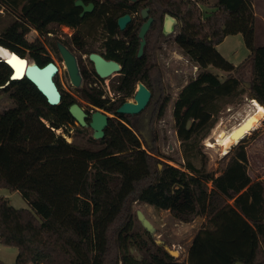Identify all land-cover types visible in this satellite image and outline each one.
Masks as SVG:
<instances>
[{"label": "trees", "instance_id": "obj_1", "mask_svg": "<svg viewBox=\"0 0 264 264\" xmlns=\"http://www.w3.org/2000/svg\"><path fill=\"white\" fill-rule=\"evenodd\" d=\"M5 1L19 5L16 0ZM107 1L110 5L97 15L105 16L108 23L135 10L117 0ZM199 1L146 0L153 7L154 21L146 33L145 49L141 56L136 51L123 55V73L112 81L114 99L90 86L88 78L78 86L82 99L110 115L103 138L89 135L93 146L68 141L53 129L84 133L90 127L79 125L71 115L69 107L77 98L61 88L56 76L62 99L51 105L26 76L11 79L9 65L0 58V85H4L0 88V188L19 190L30 206L16 208L0 196V242L18 249L13 264H235L239 260L264 264V180H253L249 174L246 139L230 150L217 175L207 168V160L197 166L193 159L202 154L200 142L211 120L233 98L247 90L264 105V44L256 43L254 0H215L214 10L206 16ZM80 9L75 0H27L20 5V18L1 30L0 44L24 56L29 50L34 62L43 66L53 59L44 53L39 38H26L29 24L40 33H53V25L79 24ZM167 14L179 26L175 42L200 68L174 102L181 167L161 158L152 126L169 100L154 50L166 35ZM121 32L127 33L131 44L139 38L131 26ZM236 33L242 34L250 51L239 64L217 48ZM52 47L56 48L55 42ZM248 61L251 79L245 88L239 72ZM210 66L226 72L225 78ZM138 81L151 90L149 103L136 114L118 113ZM2 97L9 103L3 104ZM134 202L168 210L185 223L206 216L212 227L193 238L187 262L178 261L161 241L151 235L144 238L135 228L139 218L132 209Z\"/></svg>", "mask_w": 264, "mask_h": 264}, {"label": "rangeland", "instance_id": "obj_2", "mask_svg": "<svg viewBox=\"0 0 264 264\" xmlns=\"http://www.w3.org/2000/svg\"><path fill=\"white\" fill-rule=\"evenodd\" d=\"M16 1L19 2L18 6H15L12 2L0 0V32L3 28L8 26L11 21L20 18V5L27 0ZM214 1L215 0L199 1L198 6L203 12V16H206L214 10ZM253 10L255 12L256 43L262 45L264 44V0H254ZM59 31V25H53V33L51 35L43 34L29 24V31L26 34V38L30 41L39 38L43 44L47 46L48 50L46 52L60 67L56 77L61 88L65 92L75 96L77 101L88 110L92 108L90 103L80 97V87H76L72 84L66 66L56 57L55 51L52 48L56 35L60 33ZM178 31V24H174V31L166 33L159 44L158 62L163 71L165 90L166 94L169 96V100L165 105L163 113L155 117L152 126L156 131L157 137L155 143L161 152V158L175 166L181 167L184 159L180 146L181 142L175 129L173 117L174 102L181 89L198 75L200 68L183 53L175 42ZM217 48L234 64H239L250 54L241 33L228 35L227 39L222 41ZM25 56L30 61L34 62V57L29 50H26ZM209 68L222 79L225 78L226 72L214 66H210ZM239 76L243 85L247 88L251 79L250 61L244 65L241 72H239ZM108 96L112 97L113 95L108 93ZM128 99H133V96ZM251 99L252 98L246 90L239 96L233 98L232 101L226 104L219 114L211 120L208 130L206 131V136L200 142L202 154H198L193 158L197 166H201L203 161L207 160V168L211 172L217 175L223 170L229 155H221V148L216 144L217 136L221 130L230 132L234 126L241 123L240 121H243L254 111ZM1 101L3 104L9 103V101L3 97ZM61 133L68 141L75 140L81 145L93 146L89 140V135L92 134V129L90 127H88V130L84 133H77L74 129L70 128L68 131L64 128ZM68 137H70V139H68ZM245 139L249 157L250 175L253 180H264V120L261 122V125L253 130ZM208 142L215 145L210 146ZM232 148H234V146ZM0 196L8 199L9 203L16 208H30L28 201L19 190L2 187L0 188ZM132 209L134 212L141 210L154 226V231L150 233L141 225L142 223H140V220V222L136 221L135 228L142 236L148 238V236L151 235L152 238L161 241L164 246L178 251V255L174 256L178 261L187 262L189 247L193 238L201 229L212 227V224L206 216H199L193 222L184 224L173 217L168 210H158L143 202H134ZM133 252L137 256L141 254V251L136 248L133 249ZM17 254L18 249L15 246L5 245L0 242V264H13L16 261Z\"/></svg>", "mask_w": 264, "mask_h": 264}, {"label": "water", "instance_id": "obj_3", "mask_svg": "<svg viewBox=\"0 0 264 264\" xmlns=\"http://www.w3.org/2000/svg\"><path fill=\"white\" fill-rule=\"evenodd\" d=\"M75 5L82 6L83 12L81 15H84L85 12H89L93 9V3L85 4L83 0H75ZM147 9L143 11V17L145 18ZM131 15L129 13L123 14L118 17V25L120 29H124L126 25L130 22ZM152 23V18H149L141 27L140 29V37H141V46L139 49L138 55L140 56L143 52V47L146 43L145 35ZM177 23V20L174 16L167 14L164 31L165 33L173 32L174 31V24ZM60 51L64 57V62L69 72V76L71 82L75 86H80L82 83V77L79 72L78 64L76 61V57L72 54L66 46L59 43L58 44ZM0 47L4 49L11 50V54L8 57L0 56L10 67L11 70V79H19L20 76L16 75V69L10 62V58L14 55L19 57L22 61L25 62L24 66V73L23 76H26L29 80H31L38 88V90L46 97L47 101L51 105H57L61 102L62 93L59 90L54 77L58 73V67L54 61H49L43 66L39 65L37 62L30 61L26 56L19 54L17 51L12 50L9 47H6L0 44ZM90 59L94 62L96 72L101 77H107L111 75L113 72H120L121 66L120 63L113 59H106L102 55L92 52L89 55ZM22 76V77H23ZM21 77V78H22ZM9 80L7 81V83ZM138 89L133 94V99H128L123 102L118 108V113H128V114H136L141 112L149 103L152 92L151 90L142 82L139 81L137 83ZM4 87V85H0V88ZM93 109L90 113L86 111V109L80 105L78 102H74L70 105L69 111L71 115L74 117L76 122L82 126H90L92 129V135L96 139L103 138L105 136V129L108 125L109 114L104 111L103 109L93 106ZM47 122V121H46ZM49 125V123L47 122ZM190 125V121L187 123ZM249 119L239 126L234 132L233 135H236L241 130H243L244 126L249 125ZM56 130L57 133H61L64 127L60 128H53ZM58 129H61L60 131ZM137 216L141 221L143 227L148 230L150 233L154 231V226L150 222V220L145 216V214L141 211H137ZM168 251L173 255L177 256L178 253L176 250H173L169 247H166ZM235 264H245L242 261H236Z\"/></svg>", "mask_w": 264, "mask_h": 264}, {"label": "flooded vegetation", "instance_id": "obj_4", "mask_svg": "<svg viewBox=\"0 0 264 264\" xmlns=\"http://www.w3.org/2000/svg\"><path fill=\"white\" fill-rule=\"evenodd\" d=\"M117 1L118 2H115V3L128 4L130 7L135 8V10L132 12L123 13V14L129 13L131 15V20L124 29H120L118 22H117L118 17L123 14L117 16L116 21H115L116 23L114 24H112L111 22L108 23L107 18L105 19V16L97 15V12L101 8H106L107 6L110 5L107 0H89L87 2L84 1L85 4L93 3L94 5L93 9L89 12H85L84 15H81V13L83 12V7L79 6L81 7L79 15L82 18V21L79 24H75V25H70L66 23L59 24L60 33L56 35V39H55L56 48L54 49L52 47L55 51L56 57L59 58V60H61L63 64L65 65L64 57L62 55V52L60 51L58 44L61 43L64 46H66V48L76 57L79 72L82 77V83L84 84L85 78H88L90 79V82H89L90 86H96L98 88H101L105 91L106 94L109 93L113 96H114V92L112 91V81L118 75L123 73V66H124L123 60H122L123 55L127 52H129L130 54H133L135 51H136V54L138 55L139 49L141 46V37L139 35L140 29L142 25L149 18H152V23L154 21L153 7L146 5V0H117ZM144 9H147V12H146L147 16L145 18L143 17ZM106 14H108L107 11H106ZM165 20H166V15L163 18V31H164ZM129 26L133 27V29L136 31L138 30L137 33H138L139 38L138 40H136L134 44H131V41L128 39L127 33L121 32ZM46 34L51 35L52 32H48ZM145 38H146V35H145ZM159 44H155L154 46L155 48L154 50L156 53L159 50ZM145 45L143 47V52L145 49ZM45 48L47 51L48 50L47 46H45ZM152 50H153V47H152ZM92 52L98 53L108 60L113 59V60L118 61L121 66L120 72H113L111 75L107 77L99 76L98 73L96 72L94 62L89 57L90 53ZM44 53L46 55L48 54L47 52H44ZM53 61L57 65L58 71H59L60 69L59 65L57 64L55 60ZM137 83L134 86V92L138 89ZM90 106L92 108L86 110L89 113L93 109H95V107H93L94 105L90 104Z\"/></svg>", "mask_w": 264, "mask_h": 264}, {"label": "bare ground", "instance_id": "obj_5", "mask_svg": "<svg viewBox=\"0 0 264 264\" xmlns=\"http://www.w3.org/2000/svg\"><path fill=\"white\" fill-rule=\"evenodd\" d=\"M10 54L11 50L9 51V49L0 47V56L8 57ZM10 62L15 67L17 76H20L24 73L25 62L19 57L16 55L12 56L10 58ZM251 102L254 106V111H252L243 121H240L241 123L234 126L230 132L226 130H221L219 132L216 144L220 146L222 156L228 154L233 146L237 145L243 138L249 136L252 131L258 128L261 125V122L264 120V105L255 98H252ZM248 119L250 124L244 126L243 130H241L236 135H233V132ZM58 130L60 131L61 129ZM68 139H70V137H68ZM209 145L214 146L215 144L209 143Z\"/></svg>", "mask_w": 264, "mask_h": 264}, {"label": "crops", "instance_id": "obj_6", "mask_svg": "<svg viewBox=\"0 0 264 264\" xmlns=\"http://www.w3.org/2000/svg\"><path fill=\"white\" fill-rule=\"evenodd\" d=\"M227 39V36L225 37V39L223 41H225ZM217 47H219V45H217ZM236 64V63H235ZM249 174H250V170H249ZM181 223H184V224H188V223H185V222H182L180 221Z\"/></svg>", "mask_w": 264, "mask_h": 264}, {"label": "built area", "instance_id": "obj_7", "mask_svg": "<svg viewBox=\"0 0 264 264\" xmlns=\"http://www.w3.org/2000/svg\"><path fill=\"white\" fill-rule=\"evenodd\" d=\"M234 128V127H233Z\"/></svg>", "mask_w": 264, "mask_h": 264}]
</instances>
